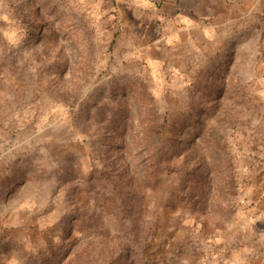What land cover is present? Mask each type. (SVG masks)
Here are the masks:
<instances>
[{"label":"rangeland","instance_id":"374dc122","mask_svg":"<svg viewBox=\"0 0 264 264\" xmlns=\"http://www.w3.org/2000/svg\"><path fill=\"white\" fill-rule=\"evenodd\" d=\"M242 3L241 44L162 46L115 45L99 0H0V264H264V0ZM184 114L155 158L148 121Z\"/></svg>","mask_w":264,"mask_h":264},{"label":"crops","instance_id":"0c3cea01","mask_svg":"<svg viewBox=\"0 0 264 264\" xmlns=\"http://www.w3.org/2000/svg\"><path fill=\"white\" fill-rule=\"evenodd\" d=\"M99 1L104 5L96 9L97 15L105 17V29L115 45H213L218 38L219 44L226 45L232 32L241 44L242 36L256 32L259 24L246 21L242 0ZM262 194L264 186L247 185L248 211L253 215L260 209ZM250 227L255 238L264 240L263 213L252 218Z\"/></svg>","mask_w":264,"mask_h":264},{"label":"trees","instance_id":"16d2710c","mask_svg":"<svg viewBox=\"0 0 264 264\" xmlns=\"http://www.w3.org/2000/svg\"><path fill=\"white\" fill-rule=\"evenodd\" d=\"M157 121V117L150 119L148 121L150 127L146 132L155 158L175 147L177 137H180L185 128L189 126L188 122L191 121V115L184 114L181 120H169L168 126L166 124L159 125Z\"/></svg>","mask_w":264,"mask_h":264}]
</instances>
